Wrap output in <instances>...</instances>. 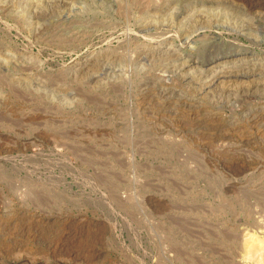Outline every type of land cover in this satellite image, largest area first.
<instances>
[{"label": "rangeland", "instance_id": "1", "mask_svg": "<svg viewBox=\"0 0 264 264\" xmlns=\"http://www.w3.org/2000/svg\"><path fill=\"white\" fill-rule=\"evenodd\" d=\"M260 260L264 0H0V264Z\"/></svg>", "mask_w": 264, "mask_h": 264}, {"label": "bare ground", "instance_id": "2", "mask_svg": "<svg viewBox=\"0 0 264 264\" xmlns=\"http://www.w3.org/2000/svg\"><path fill=\"white\" fill-rule=\"evenodd\" d=\"M58 3H59V2H58ZM57 5H58V4H57ZM57 5H55V6H57ZM60 5H62V3H60ZM247 7H248V6H247ZM52 8H53V7H52ZM56 8H57V7H56ZM56 8H55V9H56ZM2 9H3V8H2ZM56 10H57V9H56ZM63 10H64V9H63ZM63 12H64V11H63ZM63 12H62V11H61V12L58 11V12H56L55 15L52 14V15H54L53 17H48L49 15H42V17L44 18L43 20H46V21L50 20V23H51V21L53 20L52 23H53V25H55V26H53V27H54L55 30H56V26H58V25H59V26H65V24H66V22H65L64 20L67 21V19H65V17H64V14H65V13H63ZM67 12H68V11H67ZM67 12H66V13H67ZM70 12H71V11H70ZM52 13H53V12H52ZM50 14H51V12H50ZM65 15H66V14H65ZM67 15H68V13H67ZM67 15H66V17H67ZM47 17H48V18H47ZM174 17H176V15H175ZM40 18H41V17H40ZM54 18H55V19H54ZM47 19H48V20H47ZM55 20H56V21H55ZM68 21H69V19H68ZM195 21H196V20H195ZM71 22H72V21H71ZM71 22H70V24H71ZM45 23H46V22H45ZM50 23H49V26H51ZM191 24H192V23H191ZM67 26H68V25H67ZM199 26H200V25H199ZM201 26H202V25H201ZM204 26H205V25H204ZM187 27H188V26H187ZM193 27H194V26H193ZM193 27H192V29H193ZM60 28H61V27H60ZM62 28H65V27H62ZM66 28H68V27H66ZM201 28H202V27H201ZM57 29H58V28H57ZM198 29H199V28H198ZM58 30H59V29H58ZM61 30H62V29H61ZM61 30H60V31H61ZM202 30H203V28H202ZM195 31H196V30H195ZM53 32H54V31H53ZM55 32H57V31H55ZM58 32H59V31H58ZM62 32H63V31H62ZM73 32H74V31H73ZM77 32H78V31H77ZM244 32H245V31H244ZM51 33H52V32H51ZM60 33H61V32H60ZM193 33H194V32H193ZM77 34H78V33H77ZM185 34H186V33H185ZM190 34H191V33H190ZM190 34H188V35H190ZM197 34H198V33H197ZM245 34L247 35V33H245ZM72 35H73V34H72ZM190 36H191V35H190ZM182 37H183V36H182ZM184 40L187 41V40H189V39H188V37L186 36V37H184ZM184 40H183V41H184ZM157 62H158V61H157ZM104 63H105V62H104ZM164 66H165V65H164ZM164 66H163V67H164ZM106 67H107V65H106ZM158 67H159V66H158ZM160 67L162 68V66H160ZM165 68H166V66H165ZM165 68H164V69H165ZM174 68H175V67H174ZM159 69H160V68H159ZM168 69H169V68H168ZM170 70H171V69H170ZM170 70H169V71H170ZM162 71H163V70H162ZM165 72H167V71H165ZM171 72H173V71H171ZM163 73H164V71H163ZM255 242H256V241H255ZM256 243H257L256 248H257V247L262 248L261 245H262L263 243H262L261 245L259 244L260 242H256ZM250 244H251V242H250ZM167 245H168V244H167ZM247 246H250V245H247ZM251 246H252V245H251ZM251 246H250V247H251ZM254 246H255V245H254ZM170 247H171V246H170ZM252 247H253V246H252ZM252 247H251L250 249H252ZM176 248L178 249V247H176ZM176 248H175V249H176ZM247 248H249V247H247ZM254 248H255V247H254ZM248 250H249V249H248ZM254 250H255V249H254ZM181 251H182V250H181ZM183 251H184V250H183ZM183 251H182V252H183ZM251 251H252V250H251ZM249 253H250V252H249ZM252 254H253V253H252ZM254 255H255V253H254ZM260 255H261V254H260ZM249 256H250V255H249ZM245 258H246V257H245ZM262 261H263V259H262ZM262 261L260 260V262H261L260 264H262Z\"/></svg>", "mask_w": 264, "mask_h": 264}]
</instances>
